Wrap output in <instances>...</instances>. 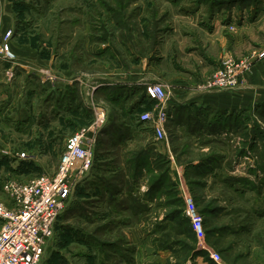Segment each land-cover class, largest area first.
<instances>
[{
    "label": "rangeland",
    "instance_id": "obj_1",
    "mask_svg": "<svg viewBox=\"0 0 264 264\" xmlns=\"http://www.w3.org/2000/svg\"><path fill=\"white\" fill-rule=\"evenodd\" d=\"M6 30L34 56L12 46L14 60L0 54V99L18 91L38 110L21 120L20 107L0 103V197L12 179L53 176L68 138L98 112L131 129L121 141L112 124L98 130V167L76 186L42 264H264V92L242 110L200 107L199 131L229 126L214 138L192 139L169 121L157 140L141 119L156 106L142 85L163 82L168 108L187 82L204 90L227 60L242 70L238 85L246 72L250 86L264 85V0H0ZM200 146L207 150L195 153ZM177 150L186 191L207 212L203 243L169 216L184 202ZM212 172L211 186L198 182Z\"/></svg>",
    "mask_w": 264,
    "mask_h": 264
},
{
    "label": "built area",
    "instance_id": "obj_2",
    "mask_svg": "<svg viewBox=\"0 0 264 264\" xmlns=\"http://www.w3.org/2000/svg\"><path fill=\"white\" fill-rule=\"evenodd\" d=\"M11 35V30L0 33V54L6 60H14ZM260 56H264V49ZM224 66L202 89L231 90L238 86L242 70L231 60L225 61ZM146 95L156 101V106L154 112L144 113L141 119L152 124L155 138L161 140L170 117L164 104L167 92L162 84L155 83L146 87ZM104 122L105 113L98 112L92 126L80 128L68 138L53 176L4 183L6 200H0V264H42L57 218L71 201L76 186L88 178L94 163L95 137ZM184 200V213L198 242L203 243V216L190 195ZM209 253L214 261L220 260L217 252Z\"/></svg>",
    "mask_w": 264,
    "mask_h": 264
},
{
    "label": "crops",
    "instance_id": "obj_3",
    "mask_svg": "<svg viewBox=\"0 0 264 264\" xmlns=\"http://www.w3.org/2000/svg\"><path fill=\"white\" fill-rule=\"evenodd\" d=\"M10 46H12V50L15 52H17L18 54L22 55V54H26L25 56H34L33 53H29L24 51L23 53H20L21 51L15 47L13 41H10ZM201 72L203 73L204 70H201ZM193 78H195L196 80H201V78H197L195 75L193 76ZM186 81L187 79L184 78ZM191 79V77L189 78ZM255 79H258L255 77ZM196 84V81H194ZM202 82V81H201ZM249 78H248V73L246 72V74H243L242 76V81L240 83V85H238L236 88H233L231 90L228 91H223V90H209V89H204V90H199V88H195L192 87L191 83H188L185 86V88H179L178 90L181 91L182 93L178 94L181 97H183V99H180L179 101H168L167 100V105H168V112H170V117H169V121H172V124L174 125H180L184 128H186V130L190 131V132H194L192 133L193 136H191L192 139H200V138H214L216 136H219L222 131H225V128H228L229 126H226V122L222 123V121H215V123L213 125H207L205 127V131L200 130L199 131V127H201V122H202V118L200 114V107H207V105L213 106L215 108L218 109H227V110H242L244 109L251 100L256 99V97L258 96V94L263 93L264 92V85L260 84V85H256V86H250L249 83ZM137 83V81L135 82ZM199 83V82H198ZM257 83V82H255ZM261 83V82H260ZM165 89H167V87L163 84V82L161 83ZM135 87H137V85H135ZM145 86L142 85V90L144 92L145 90ZM196 89V90H195ZM18 91H12L7 97L1 98L0 99V103H2V105L4 107H8L11 104H15L16 107H20L17 111V113H19V119L23 120L25 118V116L27 115H36L37 110H38V106L35 104V101L33 100V98L31 99V101L28 103L27 101H24L23 97H17L16 95L18 94ZM14 100V102H13ZM194 104V105H191ZM194 108V113H191V109ZM174 109V112L177 113H173V116L175 121L177 120L178 122H174L172 119V110ZM196 113V115H195ZM113 122V123H112ZM167 122V123H168ZM116 123H120L119 125H114ZM128 122H126L122 117L120 119L115 120L114 116L112 117H108V119L105 117V122L104 124H108L111 125L112 124V128L114 129V131L112 133L108 132L106 133V135H110L112 134L114 138H119L120 141L125 139H129V133L131 131L130 127H128L129 125H127ZM166 123V124H167ZM230 123V122H229ZM103 124V125H104ZM146 124H150L148 121H146ZM165 124V127H166ZM204 127V126H203ZM126 129V130H125ZM115 130H117V132H115ZM121 130V131H120ZM201 132H205L204 134ZM221 132V133H220ZM110 133V134H109ZM125 133V134H124ZM127 133V134H126ZM225 133V132H224ZM104 135V134H103ZM102 135V136H103ZM132 134H130L131 136ZM101 136V137H102ZM135 135L131 136L134 137ZM141 145V144H140ZM142 148L145 150L146 149V142H143V144L141 145ZM153 146H151L152 148ZM131 148H127V150H129ZM154 149V148H153ZM196 150V149H194ZM204 147L200 146L199 148H197L198 152L195 153H201V152H205ZM177 157H178V163L174 162V160H172V169L175 170L177 172L179 181H180V189L182 191V197H183V201H184V207H185V197L189 196L190 194L187 193L188 191V187L185 183V179H184V169H185V163L183 161V159H185V153H182L181 150H177ZM198 160H193V164H197ZM196 171L200 172L202 171V168L196 167ZM212 173L206 174L202 180H198V182L200 181L201 183H204V186L209 187L211 186V177L210 176H214ZM197 181V180H196ZM193 198V197H192ZM194 199V198H193ZM1 201L6 200V198L0 197ZM195 202V201H194Z\"/></svg>",
    "mask_w": 264,
    "mask_h": 264
},
{
    "label": "trees",
    "instance_id": "obj_4",
    "mask_svg": "<svg viewBox=\"0 0 264 264\" xmlns=\"http://www.w3.org/2000/svg\"><path fill=\"white\" fill-rule=\"evenodd\" d=\"M144 94H145V97H148V96H146V89L144 90ZM149 98V97H148ZM150 100H153V99H151V98H149ZM153 101H155V100H153ZM94 167V168H93ZM98 167V165L97 164H95V156H94V163H93V165H92V168H91V170L93 169H95V168H97ZM82 184H84V182L83 183H81V184H79L78 185V187L80 188V186L82 185ZM128 190H130V188L128 189ZM72 200V199H71ZM71 202V201H70ZM69 202V203H70ZM68 203V204H69ZM177 207H179L177 210H172L171 212H170V214H169V216L170 217H174V220H176V221H178V223H179V225L178 226H183L184 228H183V230L185 229V233H184V231H183V235H185L189 240H191V242L192 243H194L195 244V241H196V237H195V234H194V232H193V230H192V227H191V224H190V221H189V219L188 218H186L185 216H183L184 214H183V212H184V202H180V205H178ZM183 211V212H182ZM202 215H207V212L204 210V209H202V210H200L199 211ZM63 214V213H62ZM61 214V215H62ZM60 215V216H61ZM59 216V217H60ZM58 217V218H59ZM206 217V216H205ZM57 218V219H58ZM57 221V220H56ZM206 221H207V217H206ZM55 225H56V222H55V224H54V229H55ZM205 229V228H204ZM175 231H177V230H175ZM176 233V232H175ZM208 234V231H207V233H206V231H205V236ZM182 245V244H181ZM193 247H190V246H186V249H192Z\"/></svg>",
    "mask_w": 264,
    "mask_h": 264
}]
</instances>
